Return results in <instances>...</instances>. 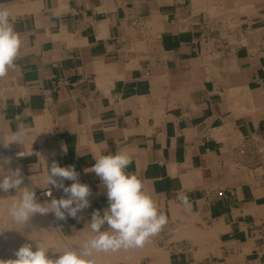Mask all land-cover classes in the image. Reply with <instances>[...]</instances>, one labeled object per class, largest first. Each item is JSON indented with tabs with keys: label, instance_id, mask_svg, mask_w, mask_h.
Wrapping results in <instances>:
<instances>
[{
	"label": "crops",
	"instance_id": "crops-1",
	"mask_svg": "<svg viewBox=\"0 0 264 264\" xmlns=\"http://www.w3.org/2000/svg\"><path fill=\"white\" fill-rule=\"evenodd\" d=\"M0 7L21 39L15 67L0 77V136L31 128L22 145H0V167L19 168L21 187L42 204L63 195L43 183L53 161L74 166L92 193L79 219L36 214L20 226L7 217L16 191H0V228L11 229L2 243L20 232L9 259L18 244L32 241L35 250L46 238L52 259L78 249L93 211L107 207L86 169L94 154L124 149L126 171L168 222L144 247L96 254V264H264V0Z\"/></svg>",
	"mask_w": 264,
	"mask_h": 264
},
{
	"label": "clouds",
	"instance_id": "clouds-1",
	"mask_svg": "<svg viewBox=\"0 0 264 264\" xmlns=\"http://www.w3.org/2000/svg\"><path fill=\"white\" fill-rule=\"evenodd\" d=\"M10 16L8 9L0 7V77L15 67L14 61L21 48L20 36ZM30 132V127L20 125L16 131L0 136V145L4 148L12 144L22 145ZM19 155L22 156V152ZM93 159L95 163L86 171L94 173L101 181L106 190L107 207L102 212L93 211L87 223L91 235L78 249L65 246L55 259L48 256L50 247L44 241H36L35 250L32 244L25 243L15 251V259L0 260V264H96V254L142 248L161 232L168 222L166 215L159 210L153 197L144 191L143 182L126 171L132 163L131 153L122 149L114 154H94ZM65 180L72 183L65 186ZM43 183L47 188L51 185L62 190L63 195L42 204L37 201L32 188L21 187L23 176L19 168L5 171L0 167V191L15 190L17 193L11 196L7 205V217L11 223L24 226L36 214L49 213L58 221L69 217L79 219L78 213L91 206V189L80 182L74 166L61 167L53 161L50 168H46ZM45 194L52 196L50 189ZM181 200L188 204L186 197ZM5 230L11 229L0 228V234Z\"/></svg>",
	"mask_w": 264,
	"mask_h": 264
},
{
	"label": "bare ground",
	"instance_id": "bare-ground-1",
	"mask_svg": "<svg viewBox=\"0 0 264 264\" xmlns=\"http://www.w3.org/2000/svg\"><path fill=\"white\" fill-rule=\"evenodd\" d=\"M157 35V34H156ZM18 154V153H17ZM16 195V194H15ZM14 195V196H15ZM6 198H8V197H6ZM12 198V197H11ZM4 200V201H3ZM5 200L6 199H1V201H2V204L0 205V214H3L4 213V211H5V209H6V207L3 205V203H5ZM8 200V199H7ZM28 225V224H27ZM31 228V227H30ZM28 229V228H27ZM50 232V231H49ZM19 233L20 232H18V233H14L15 235H16V237L12 234V236L11 237H9V241H8V243L6 244V243H2V237H0V260H8L9 258H11V253H12V251H13V249H14V247L17 245L16 244V242L15 241H13V240H15L18 236H19ZM22 234V233H21ZM52 235V234H51ZM46 236V235H45ZM53 237V236H52ZM29 237H27V239H28ZM36 238H37V236H36ZM46 238V237H45ZM45 238L43 239V240H45ZM24 239V238H23ZM48 238H46V240H47ZM39 240V239H38ZM45 240V241H46ZM50 240V239H49ZM25 241V240H24ZM35 241H37V240H35ZM44 241V242H45ZM22 242H23V240H22ZM49 242V241H48ZM47 242V243H48ZM70 242V241H69ZM25 243V242H24ZM28 243V242H27ZM34 243V242H33ZM46 243V244H47ZM58 243V242H57ZM23 245V243H20V244H18V245ZM31 244H32V241H31ZM59 244V243H58ZM49 245V244H48ZM60 246V245H59ZM18 247V246H17ZM20 247V246H19ZM34 248H35V245H34ZM62 250V249H61ZM52 251V250H51ZM56 251V250H55ZM51 254V256L53 255L51 252H48V254ZM56 253V252H55ZM57 255V254H56ZM50 256V255H49ZM55 256V255H54ZM53 257V256H52Z\"/></svg>",
	"mask_w": 264,
	"mask_h": 264
},
{
	"label": "built area",
	"instance_id": "built-area-1",
	"mask_svg": "<svg viewBox=\"0 0 264 264\" xmlns=\"http://www.w3.org/2000/svg\"><path fill=\"white\" fill-rule=\"evenodd\" d=\"M47 191H48V190L44 191V193H43V197H49V196H47V195L45 194Z\"/></svg>",
	"mask_w": 264,
	"mask_h": 264
}]
</instances>
